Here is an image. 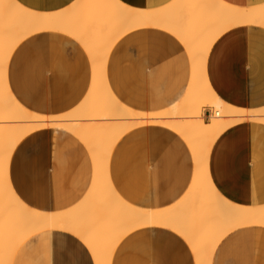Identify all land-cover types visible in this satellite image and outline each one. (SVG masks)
Wrapping results in <instances>:
<instances>
[{"label": "crops", "instance_id": "obj_1", "mask_svg": "<svg viewBox=\"0 0 264 264\" xmlns=\"http://www.w3.org/2000/svg\"><path fill=\"white\" fill-rule=\"evenodd\" d=\"M16 1L28 9L50 13L79 0ZM118 1L133 9L160 10L174 0ZM222 1L239 7L264 3ZM216 38L204 65L211 91L236 107H264V27L233 26ZM90 62L85 49L67 33L41 30L14 46L5 66V80L13 98L27 111L67 113L79 105L88 90ZM104 64V78L114 96L146 112L162 111L178 103L192 76L191 59L183 43L156 25L119 36ZM50 127L24 135L13 148L7 166V181L18 199L43 212L75 206L93 176L90 153L83 143L72 133ZM107 170L111 186L123 200L136 207L160 210L173 206L186 193L194 160L178 133L166 125L149 123L117 139ZM207 172L214 189L230 203L264 207V124L247 120L220 132L208 153ZM67 232L53 229L29 235L17 246L11 264H74L75 260L94 264L84 242ZM227 233L214 248L210 264H264V224L239 226ZM111 264L196 263L189 243L179 233L165 225H152L122 237Z\"/></svg>", "mask_w": 264, "mask_h": 264}, {"label": "bare ground", "instance_id": "obj_2", "mask_svg": "<svg viewBox=\"0 0 264 264\" xmlns=\"http://www.w3.org/2000/svg\"><path fill=\"white\" fill-rule=\"evenodd\" d=\"M152 25L169 30L183 43L191 59L192 76L178 103L162 111L146 112L114 96L104 78V62L119 36ZM239 25L264 27V3L239 7L222 0H174L160 10H140L118 0H79L64 10L46 13L28 9L16 0H0V264H11L17 246L29 235L53 229L80 238L94 264H111L122 237L152 225H165L179 233L189 243L195 263L210 264L214 248L228 231L264 224V207L230 203L214 189L207 172L208 153L220 132L247 120L264 124V107L247 109L224 102L211 91L204 76L212 42ZM41 30L67 33L81 44L92 62L88 90L79 105L67 113L27 111L13 98L5 80V66L14 46ZM203 107L213 112L207 121ZM149 123L166 125L178 133L194 160L186 193L173 206L160 210L136 207L123 200L111 186L107 170L117 139ZM48 126L75 135L88 149L93 165L88 190L75 206L64 211L43 212L24 205L7 181L8 160L17 142L27 133Z\"/></svg>", "mask_w": 264, "mask_h": 264}, {"label": "rangeland", "instance_id": "obj_3", "mask_svg": "<svg viewBox=\"0 0 264 264\" xmlns=\"http://www.w3.org/2000/svg\"><path fill=\"white\" fill-rule=\"evenodd\" d=\"M207 109L209 110V108H207V107H203V110H202V115H203V117H204V119H205L206 121H207V119L210 117V116H208V115H206V116L204 115V112H205ZM210 111H211V114H212V113H213L212 110H210ZM211 114H210V115H211Z\"/></svg>", "mask_w": 264, "mask_h": 264}, {"label": "built area", "instance_id": "obj_4", "mask_svg": "<svg viewBox=\"0 0 264 264\" xmlns=\"http://www.w3.org/2000/svg\"><path fill=\"white\" fill-rule=\"evenodd\" d=\"M211 114V111L210 110H208V115H210Z\"/></svg>", "mask_w": 264, "mask_h": 264}]
</instances>
